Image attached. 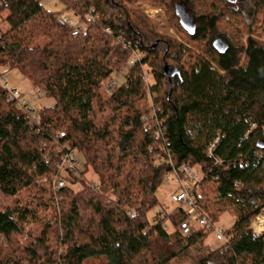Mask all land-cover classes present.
I'll list each match as a JSON object with an SVG mask.
<instances>
[{
    "label": "trees",
    "instance_id": "trees-1",
    "mask_svg": "<svg viewBox=\"0 0 264 264\" xmlns=\"http://www.w3.org/2000/svg\"><path fill=\"white\" fill-rule=\"evenodd\" d=\"M59 2L51 12L40 0H0V69L55 102L28 114L0 90V264H264V232L251 229L264 211V0ZM166 66L178 75L169 80ZM115 77L108 98L102 85ZM70 153L77 172L63 166ZM183 165L203 175L197 212L236 219L217 250L204 229L179 231L182 207L149 218Z\"/></svg>",
    "mask_w": 264,
    "mask_h": 264
},
{
    "label": "built area",
    "instance_id": "built-area-1",
    "mask_svg": "<svg viewBox=\"0 0 264 264\" xmlns=\"http://www.w3.org/2000/svg\"><path fill=\"white\" fill-rule=\"evenodd\" d=\"M42 2H45L46 0H40ZM153 10V11H150ZM145 13L151 18L156 19V17L161 14V11L158 9L152 7V6H146L144 8ZM164 16V15H163ZM92 21V17H88V22ZM64 22L66 25H68L73 30V37H76L80 34L79 30V24L78 21L76 22L73 18L66 17L64 19ZM108 32V31H107ZM132 55L130 58V63H140L143 58H145V55L135 49L132 51ZM119 78L115 77L113 79H110L106 81L103 85V91L104 94L110 98L113 96L115 91L117 90L119 86ZM145 84L149 88L151 85L150 77L145 73L144 76ZM0 90L5 92L8 96V99L10 101L16 102L18 107L26 111L28 114H33L35 111H33L26 101V98L20 93L19 90H17L14 86L11 87V84L8 83V81L5 79V76L0 73ZM151 99V97H150ZM152 105V103H151ZM38 109V108H36ZM154 118V117H153ZM157 126V123L155 124ZM218 145V140L215 141L207 150V156L213 157L214 151L216 149V146ZM76 154L70 153L65 155L63 166L65 167L68 165V167L73 171H78L80 168L78 162L75 159ZM170 179L173 183V185L176 186L177 191H175L171 195V203L174 205H177V208L182 207L186 214L189 216V220L185 223H183L179 231L182 232L184 235H189L193 231V223L195 221H198L200 229H204L208 233H214L216 241L219 243H223V245H226L230 242L231 235H227L226 231H222L221 229L214 228V222L210 219L205 218L201 214L197 212V209L193 203V193L194 188L198 187L202 181L203 175L199 168L192 167L190 165H183L182 167L178 169H174L170 175L167 176L166 179ZM89 182L86 181L85 185H88ZM90 185V184H89ZM98 187V186H97ZM83 189L82 185H76L75 190L81 191ZM169 209L166 208L160 217H165L166 214H169ZM192 227V228H191ZM166 229H169L168 227ZM251 229L256 235H261L264 232V215L262 217H258L251 226ZM222 247V246H221Z\"/></svg>",
    "mask_w": 264,
    "mask_h": 264
},
{
    "label": "rangeland",
    "instance_id": "rangeland-1",
    "mask_svg": "<svg viewBox=\"0 0 264 264\" xmlns=\"http://www.w3.org/2000/svg\"><path fill=\"white\" fill-rule=\"evenodd\" d=\"M44 7L51 12L63 11V7L61 6L59 0H46L44 2ZM161 16L162 15L159 14L156 17V20L161 19ZM68 17L73 18L77 22V19L75 17L71 15H68ZM1 20L2 19H0V21ZM162 20L165 21L164 16H162ZM8 29L9 27L6 24H2L1 26L2 33H5ZM43 45L44 43L41 42L40 46ZM0 73L5 76V79L8 81L9 84H11V87L15 85L25 95L26 101L28 102L29 107L33 111L37 110L36 108L42 109L46 107H53L55 105V102L53 100L48 101L41 92L34 91L33 84L29 80L25 79L20 73L16 71H11L9 69H0ZM118 80L119 83L122 82L121 78ZM89 179L92 178L89 177ZM175 191H177L176 186L173 185L172 181L169 178L166 179L163 183L162 188L158 193V199L160 201V205L155 211L150 213L149 215L150 220H154L157 214L163 212L166 208L169 209L168 213L173 212L177 208V205L171 203V195ZM235 224H236L235 217H233L231 214H225L219 219V221H217L214 224L213 227L216 229H221L222 231H228L232 229L235 226ZM192 229L194 230L200 229L198 221H195L193 223ZM206 245L209 246L212 250H217L221 248V246H223V243L217 242L215 238V234L212 232L207 237Z\"/></svg>",
    "mask_w": 264,
    "mask_h": 264
},
{
    "label": "water",
    "instance_id": "water-1",
    "mask_svg": "<svg viewBox=\"0 0 264 264\" xmlns=\"http://www.w3.org/2000/svg\"><path fill=\"white\" fill-rule=\"evenodd\" d=\"M226 1L229 4H236L238 0H226ZM176 13L177 16L179 17L182 28L190 35H193L195 31V25L186 8L182 5H178L176 7ZM214 47L220 54H224L227 51V45L223 40H217L214 43ZM164 73L169 80H171L172 78L178 75V71L171 66H166L164 69Z\"/></svg>",
    "mask_w": 264,
    "mask_h": 264
},
{
    "label": "bare ground",
    "instance_id": "bare-ground-1",
    "mask_svg": "<svg viewBox=\"0 0 264 264\" xmlns=\"http://www.w3.org/2000/svg\"><path fill=\"white\" fill-rule=\"evenodd\" d=\"M42 2V1H41ZM42 3H44V2H42ZM108 31V30H107ZM106 31V32H107ZM107 33H109V31L107 32ZM172 34L173 35H175L173 32H172ZM75 159H76V161L78 162V164H79V166L82 164V160H81V157L77 154L76 156H75ZM70 169V168H69ZM73 171V170H72ZM74 172H77V171H74ZM85 183H86V181H83L82 183H78L77 185H82L83 186V188L86 186L85 185ZM98 187H96V189H97ZM197 190H198V187H195L194 188V193H193V203H194V194H195V192H197ZM262 215H264V211L262 212V214L259 216V217H262Z\"/></svg>",
    "mask_w": 264,
    "mask_h": 264
},
{
    "label": "crops",
    "instance_id": "crops-1",
    "mask_svg": "<svg viewBox=\"0 0 264 264\" xmlns=\"http://www.w3.org/2000/svg\"><path fill=\"white\" fill-rule=\"evenodd\" d=\"M14 87L17 89V90H19L15 85H14ZM20 91V90H19ZM20 93H22L21 91H20ZM22 95L25 97V95L22 93Z\"/></svg>",
    "mask_w": 264,
    "mask_h": 264
}]
</instances>
